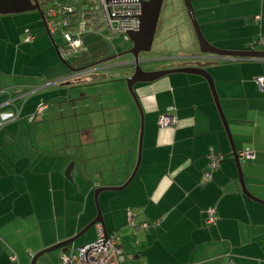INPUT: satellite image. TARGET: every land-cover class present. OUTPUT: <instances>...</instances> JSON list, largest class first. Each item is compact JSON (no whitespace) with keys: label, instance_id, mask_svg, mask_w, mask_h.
<instances>
[{"label":"crops","instance_id":"0c3cea01","mask_svg":"<svg viewBox=\"0 0 264 264\" xmlns=\"http://www.w3.org/2000/svg\"><path fill=\"white\" fill-rule=\"evenodd\" d=\"M83 3L79 6L89 12ZM192 4L210 45L264 53V0ZM31 15H0V104L26 95L0 110L16 117L0 130V264H31L35 255L79 235L97 217L94 192L122 187L138 161L141 117L125 90L119 93V103L98 112L101 120L66 119L72 110L63 104L71 102L70 95L65 100V88L79 82L82 73L66 77L53 56L50 64L41 62L42 51H49L50 45L46 38L36 39L43 21ZM85 18L92 24V15ZM186 33L189 52L153 59L165 63L153 70H172L194 58L213 63L206 71L235 150L254 155L240 158L245 187L264 203V89L256 83L264 77V59L201 55ZM28 36L34 39L27 42ZM86 51L84 47L77 54ZM28 66L36 69L27 73ZM96 68L100 71L89 72L105 76L107 66ZM33 71L49 72L50 83L38 81L48 76L37 78ZM59 83L62 87L50 89ZM134 92L143 113L138 169L123 190L98 196L107 236L118 237L123 264H264V206L241 190L208 83L178 73L136 85ZM165 115L175 117V127H159ZM211 154L223 159L205 181ZM211 210L215 221L206 225ZM129 216L135 226L129 225ZM143 224L148 227L140 228ZM98 228L84 233L72 250L95 242ZM53 255L59 264L61 251Z\"/></svg>","mask_w":264,"mask_h":264},{"label":"rangeland","instance_id":"374dc122","mask_svg":"<svg viewBox=\"0 0 264 264\" xmlns=\"http://www.w3.org/2000/svg\"><path fill=\"white\" fill-rule=\"evenodd\" d=\"M191 2L193 3L194 0H191ZM88 9H91V11H89L88 14L98 15L99 18L96 4L91 5V7L89 6ZM31 14H35L38 20L42 22L37 12L26 13L21 15H7V16H12V17L17 16V18H27V16H32ZM22 20L23 21H20L21 23L18 25L19 28L25 22V19ZM98 26L100 27L96 28ZM92 27H93L92 30H88L81 35V39L83 40L84 47H86L87 51L82 54L73 55L71 58H68L65 62H63L59 58L56 50V47L59 48L62 46V40L58 35L53 36L55 42L54 45L47 36L44 25L42 23V32L41 34L36 35V39L46 38L49 42L50 47H49V51H42L41 54L43 55L40 57L41 62L43 64L45 62H48L50 64V56H53L58 60V62H60L61 66H63L64 72L67 75L66 77H68V75L69 76L71 75L73 77L74 72L72 70H80L94 63H97L102 59L104 60L112 57L113 55L123 54L130 49L131 43L126 35L112 34L107 28L101 26L99 21L92 22ZM186 29L191 34L193 40L196 42V45L198 47L196 37L193 28L191 26V23L189 22L183 1L164 0L160 13L159 23L157 26V30L152 45V50L148 54L140 55L139 59L144 61L143 57H147L148 59L151 60L158 58H168V57H173L175 55H179L181 53L189 52L191 48L189 45V41L186 40L187 39ZM58 50L60 52V49ZM128 61H130V57L125 55L123 57L105 63L108 65L103 64L101 66H107V67L115 66ZM27 62L29 63L30 61ZM164 64L165 63L163 62L160 63L153 62L150 63L148 66L147 65H142V66L140 65V66L142 69L153 70L157 67L165 66ZM27 68H28L27 73L31 72L29 70L31 68L36 69L34 66L31 67L28 66ZM93 69L100 71L96 67H94ZM133 71H134L133 68L122 69L120 67H115L112 69H104L103 72H106L105 74L106 79L104 81L97 83H92L88 79V76L80 75L79 77H77L79 80L78 83L74 82V86H67L65 88L66 90L65 100L70 95L71 102L63 103V104L64 106L68 105L69 108H71L72 110L71 113H69L70 111L67 112L66 119L77 120V118H79V120H88V121L101 120L99 119L100 117L98 116L99 114L98 112L101 111L102 108L103 109L106 108L108 104L115 103L116 101L117 103H119L121 101L120 100L121 94H119L120 91L125 90L126 94L130 98H132L127 90L126 79L131 75ZM33 73H35V77L37 78L42 76L43 77L48 76L47 79L38 80V81L50 83L51 75L49 74V72L47 73V71H37V72L33 71ZM56 87L60 88L62 86L60 85V83L54 84L50 87V89ZM31 89L33 88H30L29 90ZM124 94L122 96H125ZM85 234H83L78 240L75 241L74 244H72L69 247V253L73 251L72 249L74 246H78L80 244L83 238H85L86 236ZM53 253L54 252H51L42 256L37 264H41V262H43V264L56 263L55 255H53Z\"/></svg>","mask_w":264,"mask_h":264},{"label":"water","instance_id":"95a60500","mask_svg":"<svg viewBox=\"0 0 264 264\" xmlns=\"http://www.w3.org/2000/svg\"><path fill=\"white\" fill-rule=\"evenodd\" d=\"M163 1L164 0H146L142 3V12H141V17H140V27L139 30L135 33H129L126 36L128 37V40L131 43V48L126 51L123 54H120L118 56H114L110 60H102L100 62L94 63L90 66H87L85 68H82L80 70H72L74 73H84L90 68L98 67L101 66L111 60L123 57L125 55L130 57V61L124 62L120 65H115V66H109L107 67L108 69H112L115 67H120V68H133L134 72L131 73V75L126 79V84H127V90L130 96L132 97L138 111L141 117V130H140V137H139V146H138V161L135 167V170L133 171L132 175L128 179V181L120 188H100L97 189L94 192V200L96 204V209H97V217L93 222H91L79 235L76 237L67 240L65 242H62L60 244H57L56 246L49 248L47 250H44L43 252H40L39 254L35 255L32 258L31 264H36L37 260L54 251H61L62 254H67L69 251V247L75 243L76 240H78L84 233H86L88 230L91 228L100 225L102 227L103 233L105 236H107L105 225H104V220L102 218V214L98 205V196L105 191H120L123 190L125 187H127L131 181L133 180L136 171L139 166V160H140V150H141V141H142V131H143V113L140 108L139 102L136 98L135 92H134V87L139 84H148V83H153L165 76L171 75V74H191V75H196L201 78H203L209 85V88L211 90L215 106L217 108L219 117L222 121L224 130L226 132V135L228 137V140L230 142V146L232 149V161L234 162L236 169H237V174H238V182L240 184L242 192L251 200L254 202H257L264 206V203L260 200H257L254 198L246 189L245 184H244V179H243V172H242V167L240 163V157L237 154V151L235 150L233 141H232V136L228 127V123L224 117V114L222 112V108L219 104L214 84L212 81L211 76L209 73L206 71V68L211 66L213 63H201L199 61H195L198 58H194V60L190 62H184L180 65H178L177 68L172 69V70H161V71H154V72H144L140 65L143 63L142 60L139 59L140 55L142 54H148L151 52L155 33L157 30V26L159 23V18H160V13L161 9L163 6ZM189 22L191 23V26L193 28L196 41L199 47V52L201 55H211L216 58H242V59H264V53L263 52H256V51H251V52H230V51H222L219 50L212 45H210L203 37L200 26L197 22L194 8L192 6L191 0H182ZM32 12H37L43 21L45 25V18H44V13L38 4L37 0H0V15L1 16H7V15H21V14H26V13H32ZM46 27V26H45ZM46 34L49 37L50 41L55 45L54 39L52 36L47 32ZM58 56L60 59L65 62L59 53L58 48L56 47ZM201 59V58H199ZM149 61V60H148ZM88 79L92 83H97L104 81L106 79V76L104 75H88Z\"/></svg>","mask_w":264,"mask_h":264},{"label":"built area","instance_id":"2783aa9c","mask_svg":"<svg viewBox=\"0 0 264 264\" xmlns=\"http://www.w3.org/2000/svg\"><path fill=\"white\" fill-rule=\"evenodd\" d=\"M97 6L98 15H92L93 20L96 19L100 24L107 28L112 34L135 33L140 27V17L142 12V3L146 0H94ZM45 18V26L47 32L53 37L58 35L62 40L60 55L62 59L67 60L73 55L84 51L81 35L91 30L87 26L84 16H90L88 12H83L79 5L81 0H37ZM33 36H28L26 41H32ZM88 69L83 76L93 74ZM256 83L260 90L264 89V77L256 79ZM51 85V84H46ZM33 93V92H32ZM20 94L13 98H9L0 104V110L7 106L13 105V102L25 97ZM44 105L40 106V111L44 109ZM14 115H5L0 112V130L10 121L15 120ZM176 119L173 116L165 115L159 119L160 128H170L176 126ZM240 158H254V155L247 151L238 154ZM209 171L204 173V180L210 181L211 173L222 162V157L217 154L209 156ZM214 211H208L205 219L206 225H211L215 221ZM130 226H135L131 216L128 217ZM98 238L91 244L83 245L69 254H63L59 260V264H123V252L118 237L105 236L100 225H98ZM147 224L140 226L146 229ZM12 257L11 260H15Z\"/></svg>","mask_w":264,"mask_h":264},{"label":"trees","instance_id":"16d2710c","mask_svg":"<svg viewBox=\"0 0 264 264\" xmlns=\"http://www.w3.org/2000/svg\"><path fill=\"white\" fill-rule=\"evenodd\" d=\"M84 5H87L88 7L90 6L91 7V5H95V1L94 0H84V3H83ZM87 10H84V13L86 12ZM89 11H91V10H89ZM84 17H86V16H84ZM89 17V16H88ZM93 22H97V20L96 19H94L93 20ZM89 25H92V24H87V26H89ZM53 38V37H52ZM59 49V48H58ZM76 82H78V81H76Z\"/></svg>","mask_w":264,"mask_h":264},{"label":"flooded vegetation","instance_id":"af4514ba","mask_svg":"<svg viewBox=\"0 0 264 264\" xmlns=\"http://www.w3.org/2000/svg\"><path fill=\"white\" fill-rule=\"evenodd\" d=\"M131 48V47H130ZM118 55H120V54H117L116 56H118ZM115 55H113L112 57H110V58H108V59H104V60H110L111 58H113ZM150 63H153V61L152 60H149V61H147V62H143L142 64H141V66L142 65H149ZM106 65V64H105ZM108 65V64H107ZM140 66V67H141ZM142 69V68H141ZM144 72H154V70H146V69H142ZM134 72V71H133ZM132 72V73H133Z\"/></svg>","mask_w":264,"mask_h":264}]
</instances>
